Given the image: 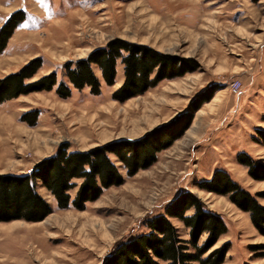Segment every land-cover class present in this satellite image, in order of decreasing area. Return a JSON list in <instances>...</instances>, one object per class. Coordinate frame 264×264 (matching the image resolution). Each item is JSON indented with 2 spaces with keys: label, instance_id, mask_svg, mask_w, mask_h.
I'll use <instances>...</instances> for the list:
<instances>
[{
  "label": "rangeland",
  "instance_id": "374dc122",
  "mask_svg": "<svg viewBox=\"0 0 264 264\" xmlns=\"http://www.w3.org/2000/svg\"><path fill=\"white\" fill-rule=\"evenodd\" d=\"M19 11L24 19L0 53V80L37 59L40 69L26 82L54 74L56 84L0 103V175L27 174L65 144L69 152H84L138 141L160 127L173 133L189 114L192 120L133 176L110 155L123 184L104 189L84 210L58 209L39 187L51 214L35 223H0V264H102L118 243L147 233L146 222L186 193L226 227L202 259L229 244L222 264H264V233L250 215L200 186L223 171L264 206V169L251 175L241 161L245 155L264 167V0H0V28ZM114 40L191 60L195 69L124 102L113 98L124 80L120 60L114 85L100 81L97 95L73 88L65 64ZM235 80L243 86L239 96L229 89ZM60 83L70 89L66 99L56 92ZM211 90L210 100L192 112L190 104ZM170 221L189 240L190 230Z\"/></svg>",
  "mask_w": 264,
  "mask_h": 264
},
{
  "label": "trees",
  "instance_id": "16d2710c",
  "mask_svg": "<svg viewBox=\"0 0 264 264\" xmlns=\"http://www.w3.org/2000/svg\"><path fill=\"white\" fill-rule=\"evenodd\" d=\"M23 19L22 12H16L0 28V53ZM119 60L123 66L124 80L122 86L113 94V98L120 102L142 95L164 80L181 77L195 69L191 60L163 54L146 46L114 40L105 48L94 50L85 60L66 63L65 76L73 88L81 90L87 87L92 94L97 95L100 81L108 86L114 85ZM40 65V60H32L19 72L1 79L0 103L30 92L52 90L56 84L54 74L33 83L26 82L35 76ZM93 67L101 72V80L94 74ZM56 92L63 99L70 96V89L64 83L58 85ZM214 92L215 90H211L201 97L196 105L191 103L192 112H196L203 103L208 102ZM185 115L188 113L183 116ZM191 120L192 115L189 114L177 132L167 133L165 131L168 126L160 127L138 141H115L84 152H69L68 145L65 144L27 174L0 175V223L15 220L35 223L51 214L50 205L38 193L39 187L44 188L53 198L58 209H68L72 206L84 210V204L96 200L104 189L123 184L110 155L125 166L129 176H133L139 169L150 167L155 162L156 154L179 138ZM262 133L259 132L264 137ZM241 156V161L248 167L251 175L258 169H264L249 157ZM200 186L208 192L228 196L235 206L250 215L253 226L264 233V206L232 182L227 173L217 171L210 181ZM75 188L77 192L72 199L71 191ZM191 209L194 214L186 216ZM170 219L183 223L190 230L189 240L180 238ZM146 226L147 233L118 243L102 264H222L229 249L227 244L202 259L226 233V227L221 217L208 211L190 193L175 199L164 215H157L148 220ZM204 234L207 238L202 246H198V240ZM190 250L194 251V254L190 253Z\"/></svg>",
  "mask_w": 264,
  "mask_h": 264
},
{
  "label": "built area",
  "instance_id": "2783aa9c",
  "mask_svg": "<svg viewBox=\"0 0 264 264\" xmlns=\"http://www.w3.org/2000/svg\"><path fill=\"white\" fill-rule=\"evenodd\" d=\"M242 88L243 86L238 80L229 83L230 92L235 96H239L242 93Z\"/></svg>",
  "mask_w": 264,
  "mask_h": 264
},
{
  "label": "water",
  "instance_id": "95a60500",
  "mask_svg": "<svg viewBox=\"0 0 264 264\" xmlns=\"http://www.w3.org/2000/svg\"><path fill=\"white\" fill-rule=\"evenodd\" d=\"M107 258V257H106Z\"/></svg>",
  "mask_w": 264,
  "mask_h": 264
}]
</instances>
